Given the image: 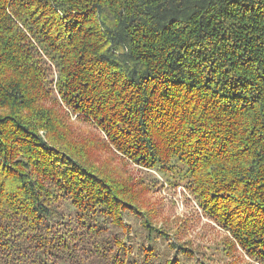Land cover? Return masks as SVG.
Returning <instances> with one entry per match:
<instances>
[{
  "label": "trees",
  "instance_id": "obj_1",
  "mask_svg": "<svg viewBox=\"0 0 264 264\" xmlns=\"http://www.w3.org/2000/svg\"><path fill=\"white\" fill-rule=\"evenodd\" d=\"M68 116L222 241L153 225ZM0 264H264V0H0Z\"/></svg>",
  "mask_w": 264,
  "mask_h": 264
},
{
  "label": "rangeland",
  "instance_id": "obj_2",
  "mask_svg": "<svg viewBox=\"0 0 264 264\" xmlns=\"http://www.w3.org/2000/svg\"><path fill=\"white\" fill-rule=\"evenodd\" d=\"M68 119L72 129L88 139L87 154L91 159L98 160L96 168L100 171H111L115 177L124 179L132 187L128 188L132 189V197L135 201L143 204L142 210L146 212V209L151 215L156 216V223L153 224V221V225L162 229L171 228L179 235L181 244L191 241L194 248L201 247L205 252H210L215 244L222 241L225 232L208 221L198 209L190 193L183 187L179 186L177 189L169 187L155 171H149V173L145 169L121 160L113 152H106L103 136L99 132L87 124L74 123L76 122L74 116H68ZM143 180H149L152 184L160 182L158 186L164 184V187L154 186L149 190L143 184ZM150 214L146 212L145 217ZM125 218L131 232L141 230L140 219L135 214L129 212ZM124 240L127 242V239ZM129 243L128 240L127 244ZM162 246L161 243L158 248ZM133 256L143 262L137 247L133 249Z\"/></svg>",
  "mask_w": 264,
  "mask_h": 264
}]
</instances>
